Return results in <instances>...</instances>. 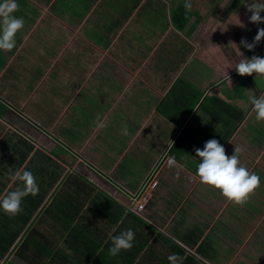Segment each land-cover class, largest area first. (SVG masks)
Here are the masks:
<instances>
[{
	"label": "crops",
	"instance_id": "1",
	"mask_svg": "<svg viewBox=\"0 0 264 264\" xmlns=\"http://www.w3.org/2000/svg\"><path fill=\"white\" fill-rule=\"evenodd\" d=\"M104 1L17 0L25 26L0 50V197L22 187L17 170L36 176L39 193L14 217L0 209V264H264V122L248 100L264 94V77L229 67L264 57V41L249 50L247 31L217 29L198 11L206 0H191L180 29L172 18L185 0ZM213 138L229 156L239 147L261 178L243 207L196 175L195 149ZM151 173L158 185L135 213L130 198ZM127 229L134 246L110 255L111 236ZM62 230L72 238L52 246L62 248L54 261L46 235ZM36 235L45 256L28 259L19 248Z\"/></svg>",
	"mask_w": 264,
	"mask_h": 264
},
{
	"label": "clouds",
	"instance_id": "2",
	"mask_svg": "<svg viewBox=\"0 0 264 264\" xmlns=\"http://www.w3.org/2000/svg\"><path fill=\"white\" fill-rule=\"evenodd\" d=\"M245 5L247 11L251 13L250 22L257 25L264 22V16H261V13L264 12V2L251 0ZM184 7L186 10H191V0H185ZM18 10L17 0H0V50L2 51L10 52L16 47V36L25 26L24 18L17 17L14 14ZM239 21H241L240 18L234 24L244 27L243 22ZM262 39H264V27L258 28L257 34L251 43L242 38L240 44L249 50H254ZM229 67L234 68L241 76L255 73L256 77H264V57L259 55L251 57L241 55L239 62L234 67ZM248 100L253 106L252 110L255 112L256 121L264 122V94L258 97L255 95L249 96ZM124 135H128L127 127L124 129ZM195 152L196 156L199 157L196 169L199 181L219 190L233 204L243 207L255 194L256 190L260 188V176L241 163V149L239 147L236 146L234 154L229 156L226 154L225 146L219 140L213 138L207 140L202 149L196 148ZM167 163L169 167H172L176 162L174 159H169ZM10 180L13 182L19 181L22 187L9 191L0 197V209L9 216L14 217L22 211L21 205L25 197L29 195L36 196L39 193V185L36 176L28 170H17L10 176ZM155 188L153 187L152 190ZM134 240L135 232L132 229L111 236L110 255L116 256L122 250L131 249L134 246ZM168 259L170 264H182L183 258L178 255H171Z\"/></svg>",
	"mask_w": 264,
	"mask_h": 264
},
{
	"label": "rangeland",
	"instance_id": "3",
	"mask_svg": "<svg viewBox=\"0 0 264 264\" xmlns=\"http://www.w3.org/2000/svg\"><path fill=\"white\" fill-rule=\"evenodd\" d=\"M74 1V0H72ZM198 2H200V0H196ZM247 2H251V0H206V1H201V7L198 8V11H209L210 13H213L215 16V22H218L217 25V29H221L222 32L225 31V23L230 24V22H232V25L236 22H238L239 18L241 21L239 22H243V24L245 25L244 27H241L237 24H234L238 30H243V31H247L248 36L250 38L255 37V35L257 34L258 28L260 27H264V22L260 23V24H255L250 22L249 17L251 15L250 12L247 11L246 5L245 3ZM261 2H264V0H261ZM104 3H108L105 5V7H109L110 6V1L109 0H105ZM211 4V5H210ZM56 5H59L56 4ZM129 5L131 6V4L129 3ZM210 5V6H209ZM72 7V10H75V7H78V3L76 2L75 4L71 3V4H66V5H60V10H70V8L68 7ZM116 11H113V9H111V14L109 16L110 17L115 13ZM201 12H199L200 14ZM208 14V13H207ZM261 16H264V12L261 13ZM165 17V16H164ZM164 17H157L155 18V22L157 20H159V22H165L164 21ZM142 20L143 22V28L145 30L147 29H155L157 30L158 27H154V25H152V23H154L153 21H151L150 19H148L146 16H139L137 15V17L135 19H139ZM160 26V25H159ZM221 32V34H222ZM142 35L139 32H136V35H134L135 39L137 40V37L140 38ZM138 41V40H137ZM185 44V43H184ZM183 49L186 50L188 49V45L185 44L183 46ZM194 66V65H193ZM131 204V203H130Z\"/></svg>",
	"mask_w": 264,
	"mask_h": 264
},
{
	"label": "trees",
	"instance_id": "4",
	"mask_svg": "<svg viewBox=\"0 0 264 264\" xmlns=\"http://www.w3.org/2000/svg\"><path fill=\"white\" fill-rule=\"evenodd\" d=\"M121 1H126V0H121ZM120 1V2H121ZM117 4H118V0L116 1ZM184 4H185V1L174 11L173 13V23L175 24V26L180 29L182 27L185 26V24L189 21V18L191 16L190 12L188 10L185 9L184 7ZM120 6V9H122V4L119 5ZM18 12V11H17ZM17 12L16 15H17ZM261 41H264V39H262ZM244 50H246L245 48H242ZM260 44L258 45V50H260ZM41 234V233H40ZM43 236V234H41ZM42 236H38L36 235L35 237H33L32 240H30V238L32 237H28L29 240H25L22 242L21 244V247L19 248V251L21 252V250H24V249H28V247H30V255H28V259H39L40 257H43L45 256V254L42 253V248H41V244L43 243L42 239L43 237ZM49 237V239H52L48 242H46V245H47V249H49V252H50V255L52 254V252L54 251L52 246H57L56 243H59L61 241V239L63 238V241L64 240H67V239H70L72 238V234H68L67 236H65V230H62L59 235H55L52 236V235H46ZM15 235L12 234V237H9L8 241L11 242L12 239H14ZM65 237V239H64ZM43 248L45 247L44 245L42 246ZM66 247V245H65ZM206 252L212 254V252H209L207 250H205ZM24 251H22V254H23ZM54 261H56V259H60L61 257L58 255V254H62V248L61 247H58L55 251H54ZM60 264L61 261H59ZM41 264H47L44 262H42Z\"/></svg>",
	"mask_w": 264,
	"mask_h": 264
},
{
	"label": "built area",
	"instance_id": "5",
	"mask_svg": "<svg viewBox=\"0 0 264 264\" xmlns=\"http://www.w3.org/2000/svg\"><path fill=\"white\" fill-rule=\"evenodd\" d=\"M157 186V181L154 180L152 173L148 175L141 184V188L136 195H132L130 198L131 209L133 212L142 211L148 201L150 195L146 191Z\"/></svg>",
	"mask_w": 264,
	"mask_h": 264
}]
</instances>
